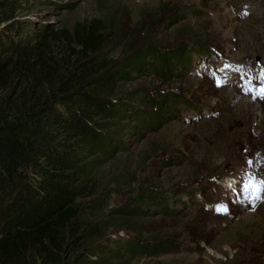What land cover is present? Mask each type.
<instances>
[{"label":"rangeland","instance_id":"obj_1","mask_svg":"<svg viewBox=\"0 0 264 264\" xmlns=\"http://www.w3.org/2000/svg\"><path fill=\"white\" fill-rule=\"evenodd\" d=\"M22 1L15 28L28 49L66 30L48 43L57 60L72 56L71 35L94 24L100 59L148 57L118 84L131 99L116 146L79 200L81 219L103 231L90 245H162L116 264H264V191L249 186L264 181V0Z\"/></svg>","mask_w":264,"mask_h":264},{"label":"trees","instance_id":"obj_2","mask_svg":"<svg viewBox=\"0 0 264 264\" xmlns=\"http://www.w3.org/2000/svg\"><path fill=\"white\" fill-rule=\"evenodd\" d=\"M24 5L0 0V264H116L119 255L158 252L159 243L134 239L116 241L122 254L112 239L90 245L103 231L81 219L79 201L94 192L99 158L116 146L113 128L128 110L131 97L116 94L118 84L147 64V55L100 59L94 24L71 35L79 46L72 56L57 60L48 43L69 38L66 30L28 49L15 28ZM151 54L168 75L162 53ZM180 54L188 64L190 54ZM163 106L164 99L154 103L151 122L160 121Z\"/></svg>","mask_w":264,"mask_h":264},{"label":"snow or ice","instance_id":"obj_3","mask_svg":"<svg viewBox=\"0 0 264 264\" xmlns=\"http://www.w3.org/2000/svg\"><path fill=\"white\" fill-rule=\"evenodd\" d=\"M259 75H260V78L262 80H264V70H261V72H260ZM258 94L261 97H264V87H262L259 90V93ZM249 186L252 187V188H254L257 193L260 192V191H264V181H256L254 177L250 179ZM256 198L259 199V196H257Z\"/></svg>","mask_w":264,"mask_h":264}]
</instances>
